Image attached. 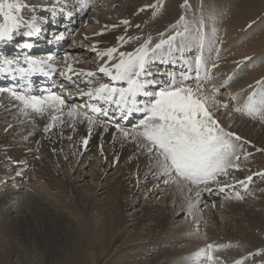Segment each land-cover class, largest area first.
Returning <instances> with one entry per match:
<instances>
[{
    "label": "bare ground",
    "instance_id": "1",
    "mask_svg": "<svg viewBox=\"0 0 264 264\" xmlns=\"http://www.w3.org/2000/svg\"><path fill=\"white\" fill-rule=\"evenodd\" d=\"M116 1L118 2L119 0H115V2ZM146 1H150V4H152L156 0ZM253 1L257 2L255 3V6L258 7H256L255 9L252 8L251 11L247 14L243 13V11L240 9L242 7L241 3H238L239 6L235 7V9H237L235 14H233V17L240 20L241 22L236 25H232L231 23H227L225 21V17L227 16L226 14L230 10L229 6L231 5L227 1L221 2V0H186L184 4H179V0H165L163 6L159 8L160 10L158 11V13L154 11V14L150 17L149 22L146 25L144 24L145 26L141 30H139V33L137 35H125V40H128L129 37H138L139 39L136 40L137 44H135L133 39L128 43L119 41L117 43H114L111 47H117L120 51H133L135 48L139 47L142 40L151 37L154 42H159L161 33L164 34V38H167L168 35H174L176 31H184L185 25L189 30L187 33L189 39L195 43L197 29L200 28V24L201 22H203L204 27L202 31L206 33L203 56L207 62L208 71L216 70L218 68L222 72L230 74V72L233 70V67L229 66V61L233 60L231 56L234 55V51L236 50L241 52V50L244 49L243 46H245V49H247L244 50L245 52H243L244 56L242 55L243 57H238L239 63H246L245 65H243L246 68V71L242 76L243 78L245 77V79L243 80L242 78L241 80L237 81L233 86V89L227 87L226 90L229 96L234 97L235 94L238 93L239 89L251 85L252 87H249L248 89L249 95H251L252 92L255 91L258 98L260 93L264 92V86H259L256 84V82L264 81V73L257 70L256 58L260 56L261 53H264V46L258 48L256 45L246 43L245 36L247 34L255 36L256 33H261L257 36H260V39L264 40V19H260L258 22L259 24L257 23V25H255V27L251 29V31L253 32H251L250 30L246 32L242 31V29H244L245 27L246 22L257 19L258 15L263 11L261 9L262 4L260 0H252L251 3ZM25 2L31 3L27 0H25ZM140 2L141 1L139 0V4L140 6H142L143 3ZM87 3L88 1L85 0L86 6ZM156 4L157 2L155 3V6ZM158 7L159 6H156L155 8L157 9ZM77 8L80 12L84 9L80 7V4ZM227 8H229L228 11L226 10ZM223 10L227 11L225 15H223ZM62 11L64 12V10ZM27 14L28 11L24 10V15L26 16ZM62 16V14H59L56 17L50 15L47 19V22L56 24L57 21L55 19L61 20L62 22H66L65 28L68 29L67 24H71L73 21H64L61 18ZM181 17H184V20L181 21L179 23V27L175 28L174 30L173 25L177 24V22L180 21ZM189 19H191V21H189ZM258 27H260V29L254 32ZM51 32L52 28L50 26H46L43 29V35H47L48 37H50ZM84 37L88 38L87 40H89L91 43L98 44L94 34H92L91 36L84 35ZM108 37L109 36H107V33L98 36L101 44L106 43ZM179 39L180 38H178L177 42H179ZM256 39L254 40L255 42ZM35 40L36 48L39 44H46L48 41V39H45L42 36L36 38ZM39 50L41 49L39 48L36 53H38ZM74 51H76L75 48H73L70 54H72ZM36 53L33 52L32 54L36 55ZM196 54H198L197 50L186 52L183 54V60L192 61L193 56ZM97 57L98 61L100 62L99 64L107 59L105 57L104 60H101L98 55ZM245 57H250L251 59L246 60ZM173 58L177 59L179 62L175 65H171L162 64L157 61L155 64H153L154 66L152 65V70L155 72L175 73L177 78H179V74L185 70L183 66V60L181 59V54H177ZM13 59L15 58L13 57ZM65 60H67V63L71 64L73 68L78 72L81 70L95 72L96 70V66L91 68L90 66H87L85 64L78 65L77 63H73L67 56L65 58H61L59 62V65L61 66L60 70L64 69ZM213 63L218 65L214 69L211 67ZM158 65H160V68L157 67ZM15 74L16 72L13 69L10 75L14 76ZM11 78H0V87L15 88L18 91H24L25 89H27L26 87L20 86V83L17 81V77L15 79ZM93 79L96 83L109 82L105 81L104 77L98 75ZM76 80H79V78L77 77ZM80 81L84 82V86L87 87L85 83V77L81 78ZM207 85L208 84H204V88L208 95L212 96L213 94L211 92H208ZM40 88L41 86H36L35 84L31 83L30 89L32 94L39 95ZM6 94L8 93H0V119H7L8 121L14 122L10 124V129H17L16 137L18 139L15 140L20 142L22 140V142L16 143L15 141L14 143L13 138V141H10V137L5 132V128L9 125L6 123H4L3 127L0 125V181L8 176H10V178H20V174L16 173H20L21 171H23V169L31 166V169H29L31 178L26 181L27 186L25 187H28V189L31 188L30 192L28 193V198L30 203H32V209H30V213L26 214L24 211H22V215L19 216V218L21 217V220H25L19 222V226L16 227L17 224L15 226V223H13V221L7 224V222L5 223V221L2 219L6 217L8 212L11 210V208L7 207V204L10 202V200H12V198L7 194H4V196L0 195V242L2 243V245H4V248H2V250L4 249L5 253L8 255L7 257L13 258V256H15L17 258V262H19V260L23 257L25 258V260L30 262V252H32V248H35L37 251L40 248V250H46V252L48 251V253L50 251L49 254L57 255L61 252V248L65 247V244H67L69 241L71 242V240H69L70 238H72L74 241L75 238H77L78 240H80V242L81 240H84V244L91 248L89 254L90 264H95L96 257H98V260L100 258H104V264H142L136 263V258L144 256H146V263L148 264H162L164 262L169 264H183V259L181 258L187 257L188 254L190 255L188 258H193L194 254L199 251V249L206 247L208 244L217 246V248L213 252V255L215 257V264H236L237 259L241 258L240 256H238L235 261L229 262L227 256L233 251L231 248L233 244L232 242H230V238H233V235L231 236V234L228 232L229 230H221L217 228V226H219V223L217 222V219L214 215H211L210 221L212 222L211 225L214 224V226H216L215 228L218 229V231L215 230V232H218V236L224 239H222L223 241L221 240L220 242L215 241L214 237H216V233L213 234V232L210 231L211 229L202 231V237L198 239L202 241L201 244H197L193 240V242L185 241L180 237H178V239L176 238L166 241L162 240L159 235L156 234V230H158L166 221L170 222L178 218L183 213L189 214L187 211L190 212V210H193L194 208L198 209L203 204H205V202H203L205 201V193L202 192L200 202L194 208L189 209V199H196V189H193L191 193H189L187 190H185L184 192H179L177 191L175 185H165L162 180L157 179L152 174L151 162L149 161L148 157L144 155L140 149L136 148V145H134L135 143H133L130 138L128 140L131 141L130 144L133 145V148L131 149L128 146H125L124 148L123 144L126 143L127 145L128 141L120 136L119 133H116L114 137V127L109 126L108 131L105 132L104 128L101 126V123L104 122L100 119L101 117H99L96 124L92 125L91 133H89V126L87 122L84 121L82 117L72 120L68 118L66 114L63 118L64 123H58L56 127L52 128L48 132H45L44 129L50 122V117L47 113L40 115L32 113L30 110H28V114H25L20 111L21 105L19 104V102L14 100L12 97L8 98L9 96H7ZM244 94H247L246 91ZM67 95L70 97V94L66 93V96ZM245 96L243 95V97ZM223 98L224 97L215 96V99L217 101H224ZM66 99L69 104H75L74 101H70V99L68 98ZM244 102L245 101L240 103V105H246L248 103V97L247 103ZM66 111L67 110H65V112ZM229 115L230 114L228 112H225L222 107H220L217 113L220 122L223 125L226 124V127L230 131L234 132V128H238L239 130H241V133L243 135H250V139L247 142L244 138V140L241 139L237 142L242 146V150L245 149L248 151H257V149H261V151H257L261 155L256 153L253 156H259L260 158L264 159V156L262 157V155H264V119L262 120L254 118L251 120H247L243 117H235V115L229 117ZM135 117H137V115H135ZM120 123L122 126H128V124H130L131 122H129L128 124H123V121H120ZM125 128L128 129V127ZM9 132L10 131H8V134ZM85 138H88V144L86 146L83 144V140ZM110 141L111 144L109 143ZM75 146L77 147V149L75 150L76 156L74 157L71 153L72 149H74ZM101 146L103 148L104 154L102 157H96V162L93 163V160L90 159V156H96L97 154H99ZM38 147L40 148V151H38L40 155H44L43 158L35 152ZM122 147L124 149H121ZM135 152H137L136 154H138V157L131 158L130 161L127 159L129 161V164L125 165L124 168L121 169L122 172L120 173V176L118 175L119 177H115L114 180L111 181V177L115 176V174L117 175V173H113L112 175L110 174V177L107 174L111 173L115 168H122L123 166L121 165V163H123V161L129 155H134ZM57 153H60V155L58 156ZM110 153L111 156L109 155ZM116 156L117 158L119 157L118 160H116ZM250 158L251 156L247 160H244L243 164L240 165V167L243 166L247 161H249ZM115 161H117V164L114 168L113 164L115 163ZM62 162H70L71 164H76V167L77 165L83 167H81V170H74V172L76 173L75 180H69L68 178L64 179L63 173L60 174V170H62L63 166H65ZM105 163L107 165V168H103V165ZM69 164H67V166ZM50 165L53 166V169H55V167H58L57 171H54ZM7 166L10 169H8ZM9 171H12V176L11 174L8 175ZM235 171L237 170L235 169ZM246 171H248V169H246ZM245 172L239 171L237 173H229V176L227 177V183L234 184L236 186H243V184L239 183L238 181H241V179L244 178L243 174ZM132 174L136 176L135 179L137 180L139 176L141 177L139 180V185L137 187H134L131 192L129 191L130 194L128 195V198L131 199L130 201L133 200L132 202L136 201V203H140L154 197H158L159 201L161 199L163 201L159 205H156L154 202L148 203L149 208H153L155 210L154 212H157L155 215L158 218H156L155 216L153 217V215L150 217V215L146 213V208L143 209V207L139 205L140 208H142L141 214L146 217L144 218V220L140 218L138 222H141L143 224H145V222L150 223L146 226V229L148 230L147 234L141 236L137 235V237H135L134 239L130 238L131 235L129 234L125 236L122 242L119 243L120 248H123L121 250V252H124L123 259H120V257L111 259V254L108 255V252L110 244L113 241H117V235H114L113 238H111L112 240L110 243H108V245H106V248H98V238H100L104 234L102 231V223L104 220L109 221L108 213L113 212L114 209L121 210V208L124 207L125 204H123L124 201L122 202L123 192L121 191L123 188L121 186V183L123 184L130 181L129 178H131L130 175ZM65 176L67 177L66 174ZM86 178H89L90 181L94 182V185L98 184V182L96 181L99 180H104V183H106V185L103 184L106 186V189L104 191L102 190V193H105L106 195L104 194L105 196L102 198V204L98 205L96 202L93 203L92 199L94 196L91 195L90 197H88L81 191L83 187L77 186V179H80V182H83L86 180ZM235 189L237 188L235 187ZM89 190H91V187H88L87 191ZM95 190L96 188H92L93 193ZM67 194L69 195L68 197H71V201L67 199ZM181 197H183V199L185 200L183 205L184 207L181 208L180 206L181 209L178 208V211L174 212L172 210L173 205H175L177 203V200ZM256 198L257 199L254 200L255 202H251L250 204L257 203V205L260 206L262 210H264V196L262 198ZM72 199L74 201H72ZM228 199H230V196L228 197ZM17 202V207H19L22 204L19 201L15 200L13 204H16ZM177 206L179 207V205ZM228 206L232 211L231 214L229 213L231 216L227 217V221H231L230 223H227L229 229L231 231L237 230V234L244 235L243 238H245L246 241L251 244V246H255V243H253V237H251V234L249 233L250 231H248L249 228L253 229V226L245 222L242 223L241 220L237 219L236 217V219L234 218L235 215L239 214V217H242L243 215L245 221L249 222L250 220L248 218L250 216H257L255 209H253L252 205L246 206L244 203L238 202L237 200L230 201ZM208 211L211 210L207 208V212ZM177 212H179V214H177ZM194 214H197L198 217L193 219V223L198 222V220L201 221L200 218L202 219V217H204V215L201 214L199 210L193 213V215ZM252 221L254 220H251V223ZM39 224L41 226L44 225V233H42V231H37L36 226H38ZM2 231L3 234H1ZM12 234L13 237L11 236ZM70 235L71 237L68 239ZM207 235L211 236L212 238H208ZM14 236H20V239H18L17 237V239H14ZM237 237L238 236H235V239H237ZM254 238L256 239V237ZM60 240H64L65 243H60ZM129 246L133 248L131 249ZM145 248L148 249L146 250L147 252L142 251ZM125 249L126 251H123ZM130 249L136 251L134 252L133 256L130 253ZM164 249H166V251H163ZM138 250L142 252L138 253ZM261 251L264 252L260 247L256 246L254 248L251 247L248 252L259 254ZM129 259H131V261ZM238 261H242V258ZM252 262H250V264ZM187 264H193L192 259L191 261L187 262ZM202 264L207 263L203 262Z\"/></svg>",
    "mask_w": 264,
    "mask_h": 264
},
{
    "label": "snow or ice",
    "instance_id": "2",
    "mask_svg": "<svg viewBox=\"0 0 264 264\" xmlns=\"http://www.w3.org/2000/svg\"><path fill=\"white\" fill-rule=\"evenodd\" d=\"M79 3L82 9L86 7L85 0H79ZM25 9L34 12L36 6L26 3L25 0H0V41H11L14 35L19 34L32 36L40 31L35 16H31L30 20L25 19ZM183 20L184 17H181L180 21L173 25V29L179 27ZM122 23L130 25L128 20ZM203 27L201 22L195 43L189 39V30L185 25L184 31H176L167 38L161 33L159 42H154L148 37L133 51H120L117 47H109L97 53L101 60L105 57L107 60L96 72H77L65 60L64 70L60 71L61 76H65L69 81L72 76L88 78L85 81L86 89L77 86L78 94L88 98L83 105L69 104L64 95L48 90L36 95L32 94L30 88L18 91L15 88L0 87V93H8L18 101L21 105L20 111L25 114H28V110L40 115L47 113L50 122L45 127V132L56 127L58 123H64L65 114L72 120L82 117L89 126V133L99 117L106 118L101 123L104 131L107 132L108 127L112 126L115 128L114 137L119 133L125 140L130 138L148 157L152 174L157 179L162 180L165 185H175L179 192L187 190L191 193L196 189V199H189L188 202V208L192 209L200 202L203 191L211 192L218 188L219 192H224L230 187L227 183L229 170H239L238 161L242 151V146L237 143L242 138L226 128L217 116L220 107L227 108L228 104L215 99V93L218 91L215 86L212 96H209L204 88L211 76L203 56L206 40ZM22 28L29 30L21 33ZM133 39L139 38L129 37L125 40L124 36L118 37L123 43ZM24 46L31 47L30 44ZM193 50H197L198 54L193 56L192 61L183 60V54ZM177 54H181L185 69L179 74V78L175 73L152 70V65L157 61L175 65L179 62L173 58ZM53 59L51 55L45 60L26 57L25 62L29 68H16L15 71L21 76H26L37 70L43 71L45 65L52 69L49 61ZM12 63L13 61L7 59L0 62V73H6ZM217 66L215 63L211 65L212 68ZM97 74H103L109 82H94L93 78ZM256 84L264 86V81H257ZM244 107L246 114L254 118L260 115L264 119V92L257 98V93L253 91ZM235 111L240 112L242 109L237 108ZM137 114L139 119L131 130L121 125L120 121H129ZM83 144H88V138L83 140ZM247 180L251 181L252 176L247 177ZM216 248L217 246L208 244L199 249L194 254L193 264H201V261L215 264L213 252ZM236 264L243 262L237 261Z\"/></svg>",
    "mask_w": 264,
    "mask_h": 264
},
{
    "label": "rangeland",
    "instance_id": "3",
    "mask_svg": "<svg viewBox=\"0 0 264 264\" xmlns=\"http://www.w3.org/2000/svg\"><path fill=\"white\" fill-rule=\"evenodd\" d=\"M27 1L31 2V3L27 2L28 4L36 6V11H34V12L31 11L30 9H28V10L25 9L28 11V14L25 16V18L27 17L28 20H30L29 18H31V16H35V17L39 18L42 14L47 13V9L51 8V6H54L55 2H58V3L60 2L61 7L63 5H65V3H66L67 5L70 6V9L72 11L75 8H77L80 4L79 0H27ZM87 1H88L87 6L81 12L77 9L78 13L73 14L74 17L76 16L74 19L75 25H74V27L69 26L68 29H71V30L73 29V30H72L71 34H67V40L64 42V44L66 43V46L64 48H61L60 55H62L63 58H65L67 56L71 59L72 62H75L78 64H83L82 61H80V59H82L83 61H87L84 64L87 66H90V67L92 66L91 68H93V66H95L98 63L97 62L98 57L96 56V54H90L89 52L84 51L88 46H90L92 44L89 40H87L88 38L84 37V35L91 36L92 34H94L97 42L100 43L98 36H101V35H98V33H103V34L107 33V36H109L110 38L108 37L106 43L98 44L97 47H99V48L111 47L114 43L119 42L118 37H120V36L125 37V35H128V36H132V34L137 35L139 33V30H141L149 22L150 17L154 14V11H156L158 13V11L160 10L159 8H161L165 2V0H159V1L156 0L152 4H150L149 0H148L149 2H147L146 0H144L146 2L140 0L141 1L140 3H143L142 6H140L139 0H119L118 2L117 1L115 2V0H87ZM222 1H227L231 4L229 6L230 10L228 11L229 8L226 9L228 12L226 10H223V15H225V13L227 12V14H226L227 16L225 17V21L227 23H231L232 25H236V24L241 22L240 20L235 19L233 17V14H235L236 9H237V8L235 9V7L239 6L238 3H241L242 7L240 9L243 11V13H246V14L249 13L252 8L255 9L256 7H258V6H255V3H257V2L253 1L251 3L252 0H221V2ZM156 2H157L156 6H159L157 9L155 8ZM185 2H186V0H179V4H184ZM260 2L262 4L261 9L263 11L259 15L257 14L258 15L257 19L246 22L245 27H244V29H242V31H245V32L249 31V30L251 31V29H253L255 27V25H257V23L259 22L260 19H264V0H260ZM141 9H144V10L141 11ZM191 19H189V21H191ZM124 20L130 21V25H124L122 23V21H124ZM63 24L66 25V22H63ZM262 24H263V22H262ZM113 25H115L116 27L115 28L112 27ZM137 25H139V27H137ZM68 29L65 31H68ZM259 29H260V27L255 29L254 32H256ZM251 32H253V31H251ZM260 34L261 33H256L255 36H251V35L247 34L245 36V42L249 43V44L256 45L258 48L263 47L264 46V40H261L260 39L261 37L257 36ZM134 37H136V36H134ZM255 39H256V42L254 41ZM136 40H138V39H134L135 44H137ZM72 48H75L76 51H74L72 54L66 52ZM243 48L244 49L241 48L242 49L241 52L237 51V50L234 51V55L231 56L233 58V60L229 61V66L233 67V70L230 72V74H226L225 72H222L218 68L216 70H210L209 73H210L211 78L205 83V85L208 84L207 85L208 87L207 86L206 87L208 88L209 93L211 92L213 94V86H215V89L218 90L215 93V96L224 97L223 102L227 103L228 107L227 108L222 107V109H224L225 112H228L230 114L229 117L232 115H235V117L238 116L239 118L243 117L247 120H251V119H254V117L246 114L247 111L244 107L245 106L244 104L240 105V103H242L243 101H245L244 103H247V97H249V93H248L249 86L242 88V89H239L238 93L235 94V96H234L235 99H232V96H229V94L227 93V90H226L227 87L233 89V86L235 85V83L243 78L242 77L243 73H245V71H246V68L243 66L246 63L245 64H244V62L239 63V59H238V57L244 56L243 52H245L244 50H246L247 48L245 49V46H243ZM64 49H66V51H64ZM256 59H257V63H256L257 70L262 71L264 73V71H263V69H264V53H261L260 56H258ZM93 62H96V63L91 65V63H93ZM157 67L160 68V65H158ZM244 79H245V77L243 78V80ZM224 85H226V86H224ZM245 91L247 94H244ZM6 95L9 96L8 98L11 97L9 94H6ZM243 95L244 96L246 95V96L243 97ZM84 103H85L84 101H81V102H76L75 104L81 105ZM237 108L242 109V111H240V112L235 111V109H237ZM238 113H239V115H238ZM109 115L111 116V113ZM0 117H1V114H0ZM255 118L262 119L260 115H257ZM100 119L103 121L106 120V118H104L102 116ZM138 119H139V114H137V117L133 116L127 122L123 121V124H128L129 122H131L130 124H128V126H123V127H128V129H132V127L135 125V123L138 121ZM3 120H7V119H3ZM3 120L0 119V125L2 127L4 126V123L9 125L8 127L5 128L6 130L5 129L4 130L7 133V135L10 137V141L14 140L13 142L15 143V141L18 139L16 137L17 129L16 128L10 129V124H12L14 122L8 121V120L3 121ZM224 126L226 127V124H224ZM234 129H235L234 132L238 136L240 135L242 137V139L244 138L246 140V142L250 139L249 138L250 135H243L241 133V130H239L238 128H234ZM8 131H10L9 132L10 135L8 134ZM246 136H247V138H246ZM12 138H13V140H12ZM111 141L109 142L110 144H111ZM127 141H128L127 145L124 142L125 144H123V147L125 148V146L126 147L128 146L129 148L132 149L133 145L130 144L131 141H129V140H127ZM19 142L20 141H16V143H19ZM21 142H22V140H21ZM23 142H25V141H23ZM76 146L74 149H72V153H71L74 157L76 156V151H75L77 149ZM123 147L121 149H124ZM38 148L36 149L35 152H36V154H38L40 157L43 158L44 155H40V153L38 152V151H40V148L39 149ZM99 151H100L99 154H97L96 156H90L91 157L90 159L93 160V163L96 162L95 161L96 157H98V156L102 157L103 156L104 151H102V152H101V150H99ZM250 151L243 149L241 154H240V160L238 161V163H239V165H242L243 161L247 160L251 156L249 161H247L237 171H235V169L229 170V173H237L239 171L245 172L246 169H248V171H246L243 174L244 178L241 179V181H244L243 186H241V185L236 186L234 184H229L230 187L226 188L224 190V192H219L218 189H216V188H214L211 192L203 191L205 193V201H203V202H205V204H203L198 209L194 208L193 210H190V212L187 211L189 214L185 213L186 214L185 215L183 213L178 218H176L170 222L166 221L164 223L165 225L162 224V226L158 230H156V234L159 235V237L162 240H166V241L167 240H173L176 238L178 239V237H180L185 241H189V242L194 241L197 244H201L202 241L198 240V239H200L202 237V231H207V229H209V230L211 229L210 231L213 232V234L216 233V235H215L216 237H214L215 241L220 242L223 238L219 237L218 232H215V230L218 231L217 228H219L221 230L226 229V230H229L228 232L231 234V236L233 235V238H230V242H232V244H233L231 247L233 251L231 252L232 254L230 253L231 255L228 254V256H227L229 259V262L235 261L236 258L238 256H240L242 258L243 264H250V262H252V261H254V262H252L254 264H257V263L258 264H264V252L261 251L259 254H253L252 252H248L251 247L254 248L256 246L260 247L261 250L264 251V236H263L264 235V227H263L264 226V210H262L260 208V206L257 205V203L250 204L251 202H255L254 200L257 199L256 197L262 198L264 196V175H259V173H264V166H263L264 165V159L260 158L259 156H253L256 153L259 154V152L254 151V150H250ZM248 152H249V154H248ZM136 153L137 152H135L134 155L133 154L129 155L128 156L129 158L127 157L123 161V163L125 161H127V162H125L124 164L121 163V165L123 167L122 168L119 167L120 171L118 168H115V166L117 164V161H115V163L113 164V167L115 169L112 170L111 173L107 174L109 176L110 174L112 175L113 173H117V175L115 174V176L111 177V181L114 180L115 177L120 176V173L122 172L121 169H123L125 165L129 164L128 162L130 161L131 158L138 157V154H136ZM245 154H247V156H245ZM57 155L59 156L60 153H57ZM109 155L111 156V153ZM259 155H261V154H259ZM263 156L264 155H262V157ZM118 158L116 156V160H118ZM252 159H253V161H252ZM44 160H47V159H44ZM62 163H64L65 166H63L62 170H60V174L63 173L64 179L68 178L69 180H73V179L75 180L76 179V173L74 172V170H77V169L81 170L82 166L77 165V167H76L75 166L76 164H71L70 162H62ZM67 164H69L70 166L69 165L67 166ZM4 165H7V164H4ZM73 165L75 166V168ZM251 165H253V166H251ZM50 166L53 169V166L52 165H50ZM106 166L107 165L105 163L103 165V168H105ZM7 168L10 169L8 166H7ZM27 168L23 169V171H21L20 173H16V174H20V178H17V177L16 178L15 177L10 178V176H8L5 179H3L2 181H0V189H1L0 195L4 196V194H7L12 198V200H10V202L7 204V207L11 208V210L8 212L7 216L2 218V219L5 221V223L7 222V224L10 223L11 221H13V223H15L14 224L15 226L17 224L16 227L19 226V224H18L19 222L25 220V219L21 220V217L19 218V216L22 215V211H24L26 214H29L30 209H32V205H31L32 203H30L29 198H28V193L30 192L31 188L28 189V187H25V186H27L26 181H28V179L31 178V173L29 172L30 171L29 169H31V166H29ZM57 169H58V167H55V169H53V170L57 171ZM11 173H12V171H9L8 175H10ZM12 174H11V176H12ZM65 174L67 175V177L65 176ZM249 176H252L251 181L247 180V177H249ZM130 177H131V178H129L130 181H128L129 183L128 182H125L123 184L121 183V186L123 188L121 192H123L122 202L124 201L123 202V204H125L124 207L121 208V210L114 209L113 212L108 213L109 221L104 220L102 223V231L104 234L100 238H98V245L100 246V247L98 246V248H103V247L106 248L107 247L106 245H108V243L111 242V240H112L111 238H113L114 235H117V241L112 242L114 245L112 243H111L112 245L110 244L108 255L111 254V259H114L116 257H120V259H123V255H124L123 253L124 252H121V250L123 248H120L119 243L122 242V240L124 239L125 236H127L129 234V235H131V237L130 236L129 237L134 239L135 237H137V235L141 236V235L147 234L148 230L146 229V226L149 225L150 223L145 222V224H143L141 222H138L140 218H142L144 220V218L146 217V216L144 217L143 214H141L142 208H140L139 205H141L143 207V209L146 208V210L148 211V212L146 211V213H148L150 215V217L153 215V217L155 216L156 218H158L155 215L157 212H154L155 210L153 208L150 209L148 206V203L154 202L156 205H159L163 201L162 199L159 201L158 197H154L152 199H149L147 201H143L140 203H136V201L132 202L133 200L130 201L131 199L128 198V195L130 194V192L133 190L134 187H137L139 185V180H140L141 176L138 177V180L135 179L136 176L134 174L130 175ZM142 177H143V175H142ZM77 181H78L77 186L83 187L82 189L84 191L82 189H81V191L83 193H85V195H87L88 197H90L91 195L94 196L92 199L93 203L96 202L98 205L102 204V198L106 195L105 193H102V190L104 191L106 189L105 188L106 183H104V180L96 181V182H98V184H96V185H94L95 183L90 181L89 178H86V180L83 182H80V179L79 180L77 179ZM103 184H105V185H103ZM88 187H91V190L87 191ZM235 187L237 189H235ZM92 188L93 189L96 188L94 193L92 192ZM85 191H87V192H85ZM125 192H127V193H125ZM66 196H67V199L69 201H71V197H68L69 196L68 194ZM229 196H230V199H228ZM237 196H240L242 198L238 199ZM13 200L19 201L22 204L19 207H17L18 202L16 204H13V202H14ZM235 200H237L238 202L244 203L246 206L252 205L253 209H255V211L257 213L256 217L250 216L248 218L250 220L249 222L245 221L243 215H242V217H239L240 216L239 214L234 216V218L236 217L237 219H240L242 223L245 222V223H248L249 225L253 226V229L249 228L248 231H250L249 233L251 234V237H253V240H254L253 243H255V246H251V244H249V242H247L246 239L243 238L244 235L237 234V230L231 231L229 229V226L227 225L228 222L229 223L231 222V221H227V219H228L227 217L231 216L230 214L232 213L228 204L230 203V201H235ZM72 201H74V200L72 199ZM184 201L185 200L183 199V197L179 198L177 200V203L175 205H173L172 210L174 212H176V211H178V208L179 209L183 208L184 207L183 206ZM143 204H145V205H143ZM177 205H179V207ZM263 205H262V208H263ZM180 206H181V208H180ZM147 208H149V209H147ZM207 208L211 211L207 212ZM198 210L200 211L201 214L204 215V217H202V219L200 218L201 221L198 220V222L193 223L192 222L193 219L198 217L197 214L193 215V213H195ZM261 210H262V212H261ZM212 211H213V214H212ZM153 212H154V214H153ZM260 212H261V214H260ZM146 213H145V215H146ZM226 213H228V214H226ZM177 214H179V212H177ZM132 215H134V216H132ZM211 215H214L217 219V222L219 223L218 224L219 226H217V228H215L216 226H214V224L211 225V223H212L210 221ZM16 220H17V223H16ZM251 220H254V221H252V223H251ZM39 225L36 226L37 231L38 232L42 231V233H44L45 232L44 225H42V226L41 225L39 226ZM210 227H212V228H210ZM1 234H3V231L1 232ZM11 236L13 237V234ZM235 236H238L237 239H235ZM16 237L18 239H20L19 238L20 236H16ZM16 237L14 236V239ZM70 237H71V235L68 237V239ZM254 237H256V239ZM208 238H212V237L208 236ZM0 240H1V238H0ZM2 240H3V238H2ZM69 240H71V242L69 241L67 243L68 245L65 244V247L61 248V252L57 255L56 254H49L50 251L48 253V251L46 252V250H40V248L38 249V251L35 248H32V252H30V255H31L30 260L32 262L31 261L28 262L23 257H22V259L19 260V262H17V258L15 256H13V258L7 257L8 255L5 253L4 249L2 250V248H4V245H2V243L0 242V264H90L89 254H90L91 248L84 244V240H81V242L77 238H75V241L72 238H70ZM63 242H64V240H60V243L64 244L65 242L64 243ZM116 244H117V246H116ZM114 246H115V248H114ZM129 247L131 248V246H129ZM131 249H130V253L133 256L134 252H136V251L131 250ZM146 250H148V249L145 248L142 251L147 252ZM123 251H126V249ZM163 251H166V249H164ZM137 252L139 253L140 250H138ZM112 253H113V255H112ZM81 254H82V256H81ZM189 256L190 255L188 254L187 257L181 258V259H183V264H187V262L191 261V259L193 262V258L192 257L188 258ZM242 256H244V257H242ZM145 257L146 256L136 258V261H137L136 263L148 264V263H146L147 258H145ZM241 258H238L237 261ZM243 258H244V260H243ZM97 260H98V257H96L95 264H104L105 263L104 258H100L98 261ZM129 260L131 261V259H129ZM203 262H205V261H201V264ZM162 264H169V263L164 262Z\"/></svg>",
    "mask_w": 264,
    "mask_h": 264
}]
</instances>
